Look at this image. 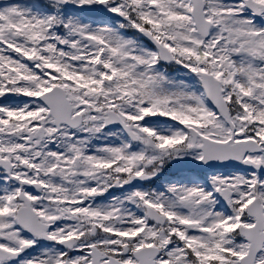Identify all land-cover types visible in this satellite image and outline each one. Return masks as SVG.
<instances>
[{
	"label": "snow or ice",
	"instance_id": "1",
	"mask_svg": "<svg viewBox=\"0 0 264 264\" xmlns=\"http://www.w3.org/2000/svg\"><path fill=\"white\" fill-rule=\"evenodd\" d=\"M0 264H264V0L0 4Z\"/></svg>",
	"mask_w": 264,
	"mask_h": 264
},
{
	"label": "rangeland",
	"instance_id": "2",
	"mask_svg": "<svg viewBox=\"0 0 264 264\" xmlns=\"http://www.w3.org/2000/svg\"><path fill=\"white\" fill-rule=\"evenodd\" d=\"M0 4H2V3H0Z\"/></svg>",
	"mask_w": 264,
	"mask_h": 264
}]
</instances>
